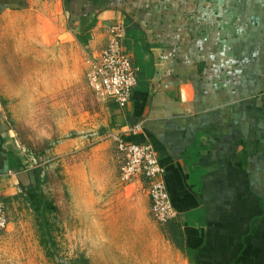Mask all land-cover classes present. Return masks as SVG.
Returning <instances> with one entry per match:
<instances>
[{
  "label": "crops",
  "instance_id": "obj_1",
  "mask_svg": "<svg viewBox=\"0 0 264 264\" xmlns=\"http://www.w3.org/2000/svg\"><path fill=\"white\" fill-rule=\"evenodd\" d=\"M1 16L41 50L83 41L91 57L106 46L110 26L126 25L125 48L139 69L130 101L119 108L89 87L92 106L56 148L75 152L64 175L79 207L92 209L104 195L124 219L139 198L156 227L168 225L151 217L142 177L121 180L122 158L108 138L120 132L150 143L164 167L183 251L163 234L180 264H264V0H0ZM26 152L0 104L5 208L35 180Z\"/></svg>",
  "mask_w": 264,
  "mask_h": 264
},
{
  "label": "rangeland",
  "instance_id": "obj_2",
  "mask_svg": "<svg viewBox=\"0 0 264 264\" xmlns=\"http://www.w3.org/2000/svg\"><path fill=\"white\" fill-rule=\"evenodd\" d=\"M9 19L0 17V104L32 168L43 170L44 198L56 210L47 208L42 224L24 199L6 204L9 225L0 232V264H180L175 248L131 192L135 214L124 219L115 215L120 210L106 208L104 195L92 209L73 200L64 173L71 170L75 152L61 155L56 148L74 135L69 127L74 118L92 106L87 82L92 50L83 41L76 48L51 43L41 50Z\"/></svg>",
  "mask_w": 264,
  "mask_h": 264
},
{
  "label": "built area",
  "instance_id": "obj_3",
  "mask_svg": "<svg viewBox=\"0 0 264 264\" xmlns=\"http://www.w3.org/2000/svg\"><path fill=\"white\" fill-rule=\"evenodd\" d=\"M126 25L122 20L109 28L107 44L87 62L88 86L100 101H112L119 108H124L130 101L137 84L138 67L132 62L125 48ZM139 126L130 128L136 132ZM93 135H97L93 133ZM100 138L99 136L97 137ZM119 152L122 163L120 178L128 183L142 177L147 182V194L150 200V214L159 225H165L176 218L164 181V167L159 162L150 143L128 142L123 133L108 135ZM9 224L5 205L0 201V232Z\"/></svg>",
  "mask_w": 264,
  "mask_h": 264
},
{
  "label": "trees",
  "instance_id": "obj_4",
  "mask_svg": "<svg viewBox=\"0 0 264 264\" xmlns=\"http://www.w3.org/2000/svg\"><path fill=\"white\" fill-rule=\"evenodd\" d=\"M41 167L33 168L32 173L34 176V182L24 188L22 197L31 206V208L37 213L39 218L42 220V224H44L45 220V212L47 208L55 211L56 206L52 204H48L44 198V194L41 188L44 177L42 175ZM168 225L163 230L164 234L169 238V240L181 251H183V242L181 239V233L177 225L172 224V222H168ZM46 231L44 230L43 235L46 236ZM47 241V240H46ZM51 254V253H49ZM76 264H85L82 262H73Z\"/></svg>",
  "mask_w": 264,
  "mask_h": 264
}]
</instances>
